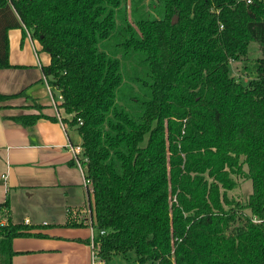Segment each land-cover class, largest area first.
Returning <instances> with one entry per match:
<instances>
[{
	"label": "trees",
	"instance_id": "obj_1",
	"mask_svg": "<svg viewBox=\"0 0 264 264\" xmlns=\"http://www.w3.org/2000/svg\"><path fill=\"white\" fill-rule=\"evenodd\" d=\"M20 27L50 54L44 75L81 135L85 241L103 264H264V0H0V68ZM246 179L240 201L229 191ZM0 213L13 264L14 239L39 226L14 222L9 199Z\"/></svg>",
	"mask_w": 264,
	"mask_h": 264
},
{
	"label": "crops",
	"instance_id": "obj_2",
	"mask_svg": "<svg viewBox=\"0 0 264 264\" xmlns=\"http://www.w3.org/2000/svg\"><path fill=\"white\" fill-rule=\"evenodd\" d=\"M9 45L13 66L0 68V94L16 96L0 102V203L10 200L14 222L39 226L32 229L39 235L14 239L18 253L13 264H91L93 248L85 240L94 235L90 221L92 188L86 186L68 146L81 144V135L64 121L70 115L61 108L59 94L49 89L43 66L51 63V56L39 39L29 31L24 36L21 27L12 28ZM35 103L42 106L41 110ZM40 112L47 116L31 126L16 121L24 113ZM35 194L43 210L51 211V220H40L36 214L39 210L28 208L29 196ZM17 201L24 209L21 214L15 211ZM69 209L84 225H65ZM0 219L1 223L8 221L1 213Z\"/></svg>",
	"mask_w": 264,
	"mask_h": 264
},
{
	"label": "rangeland",
	"instance_id": "obj_3",
	"mask_svg": "<svg viewBox=\"0 0 264 264\" xmlns=\"http://www.w3.org/2000/svg\"><path fill=\"white\" fill-rule=\"evenodd\" d=\"M148 1L149 0H147V2ZM254 58H256V56H253L251 58L250 63H249L250 66L254 65V63H255ZM232 64H233L232 65L233 66V72L236 74H242V68L240 67V64H238V63L235 64V62ZM131 68H132L131 65L127 66L128 71H131ZM247 75H249V73ZM53 91L55 92L56 95L59 94L57 89H53ZM251 191H252V180L246 179L245 181H242L237 187L231 189L229 192L232 196L238 198L240 201H245L247 196L251 193ZM29 198H30V201H29L30 203L28 202L29 203L28 208L39 210L36 214L38 215L40 220L43 221V219H45V218L51 220L53 218L51 211L43 210L44 208L41 206V203H40L41 199L38 197V194H35L32 197L29 196ZM19 205H20V203H19V201H17L16 205H15V211L17 210V213L21 214V211H24V209L19 208ZM60 209L63 210V208H60ZM62 210L59 213H62ZM0 222H2L1 219H0ZM125 264H130V263L125 262Z\"/></svg>",
	"mask_w": 264,
	"mask_h": 264
},
{
	"label": "built area",
	"instance_id": "obj_4",
	"mask_svg": "<svg viewBox=\"0 0 264 264\" xmlns=\"http://www.w3.org/2000/svg\"><path fill=\"white\" fill-rule=\"evenodd\" d=\"M247 1L251 2V0H247ZM49 89L50 90L53 89V87L50 85V83H49ZM63 99H64L63 95H61L59 93V100L62 102ZM68 146H70V149L73 153V163H75L78 166V168L81 170V172L84 176L86 186L92 188V180L87 178L88 157L84 152V147L82 146V144H75V145L68 144ZM92 248H93V251H92L91 264H103L102 259H100L99 255H98V250L96 248H94L93 243H92Z\"/></svg>",
	"mask_w": 264,
	"mask_h": 264
},
{
	"label": "water",
	"instance_id": "obj_5",
	"mask_svg": "<svg viewBox=\"0 0 264 264\" xmlns=\"http://www.w3.org/2000/svg\"><path fill=\"white\" fill-rule=\"evenodd\" d=\"M178 20V15L177 14H175L174 16H173V18H172V24H174L176 21Z\"/></svg>",
	"mask_w": 264,
	"mask_h": 264
}]
</instances>
